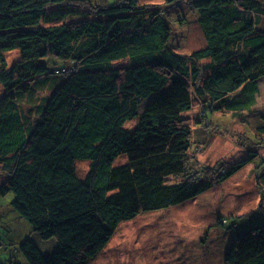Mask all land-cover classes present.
Masks as SVG:
<instances>
[{
    "label": "trees",
    "instance_id": "1",
    "mask_svg": "<svg viewBox=\"0 0 264 264\" xmlns=\"http://www.w3.org/2000/svg\"><path fill=\"white\" fill-rule=\"evenodd\" d=\"M142 1L0 0V196L12 194L19 217L59 242L46 257L24 241L27 264H90L120 224L192 201L248 163L264 182V158L248 147L236 163L194 166L183 117L199 106L195 127L208 128L215 111L255 115L264 0H192L206 45L188 55L171 45L166 10ZM63 5L83 18L41 24ZM254 130L264 139V116ZM251 219L225 220L236 235L224 264H264V224Z\"/></svg>",
    "mask_w": 264,
    "mask_h": 264
},
{
    "label": "rangeland",
    "instance_id": "2",
    "mask_svg": "<svg viewBox=\"0 0 264 264\" xmlns=\"http://www.w3.org/2000/svg\"><path fill=\"white\" fill-rule=\"evenodd\" d=\"M191 1L166 5L164 0H149L139 4H152L166 10L173 19L171 45L183 55L206 45L198 23L199 16H196ZM83 14L79 7H50L45 16L51 21L41 24L46 27L79 21ZM260 29L264 30V18L260 21ZM18 54L17 50L5 53L9 66L17 60ZM258 89L253 108L255 115L251 118L247 115L246 121L225 111H215L207 115L210 120L208 128L203 125L197 128L200 123L194 124L193 121L197 120L200 107L195 106L183 114L184 118L192 121L189 154L194 159V166L212 168L218 162L236 163L247 158L246 147L255 152L254 160L264 158V139H251V136H256L254 127L258 117L264 116V78L258 81ZM47 96L48 90H40L41 100ZM77 169L83 179L88 163H78ZM258 173L261 172L257 165L248 163L192 201L168 210L146 213L120 224L109 244L90 264H224L226 250L236 235L227 230L225 220L228 222L251 215L253 224H264V182L259 180ZM2 180L3 175L0 174V183ZM11 200L12 194L0 196V264H27L20 250V245L27 240L33 242L44 256H52L59 248L57 238L41 239L12 209Z\"/></svg>",
    "mask_w": 264,
    "mask_h": 264
}]
</instances>
